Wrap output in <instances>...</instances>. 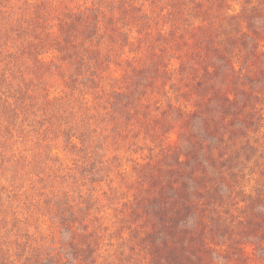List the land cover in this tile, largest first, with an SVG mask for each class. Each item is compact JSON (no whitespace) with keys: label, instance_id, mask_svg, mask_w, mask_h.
Wrapping results in <instances>:
<instances>
[{"label":"rangeland","instance_id":"374dc122","mask_svg":"<svg viewBox=\"0 0 264 264\" xmlns=\"http://www.w3.org/2000/svg\"><path fill=\"white\" fill-rule=\"evenodd\" d=\"M224 1L230 14L262 2ZM109 2L0 0V264L86 261L94 241L72 239V231L97 237L93 264H151L155 256L145 241H128L145 232L141 222L135 229L123 225L121 214L132 212L130 204L143 195L142 164L175 163L165 152H178L173 146L180 139L182 111L193 104V81L181 77L180 52L155 41L157 29L170 33L163 21L150 22L151 35L145 28L124 29L129 37L115 46L104 38L86 40L91 56L105 61L96 70L58 68L65 57L59 42L70 36L86 47L75 16L101 5L111 14ZM11 16L20 20H6ZM260 46L264 50V38ZM17 56L18 68L10 64ZM132 67L148 68L143 79L130 75ZM95 71L98 76H90ZM114 90L125 97L109 95ZM260 130L252 137L264 146V117ZM261 153L264 147L254 157ZM252 160L247 165L257 171ZM256 179L248 175L245 192ZM216 197L198 209L208 229L201 241L211 249L209 264H236L234 247L250 257L243 264H264V249L244 237L245 203ZM225 253L229 263L220 257Z\"/></svg>","mask_w":264,"mask_h":264},{"label":"trees","instance_id":"16d2710c","mask_svg":"<svg viewBox=\"0 0 264 264\" xmlns=\"http://www.w3.org/2000/svg\"><path fill=\"white\" fill-rule=\"evenodd\" d=\"M109 1L113 4L109 7L111 14L101 5L87 9L94 15L80 12L75 16V25H83L79 33L86 47L69 41L70 36L59 42L65 57L61 56L58 68L77 71L80 66L95 65V69L106 65L105 61L91 56L86 40L104 38L115 46L129 37L124 29L145 28L146 34L151 35L150 22L158 25L163 21L170 26V33L157 29L155 41L170 44V50L180 52L181 77L193 81L188 99L193 104L182 111L180 139L173 146L178 152H165V157L175 158V163H166L162 168L142 164L143 195L130 204L134 208L132 212L121 214L123 225L135 229L141 222V232H145L128 241L136 244L137 240L145 241L146 246L156 250L151 264H209L211 249L201 241L208 229L199 219L198 209L204 211L216 197L212 195H217L216 198L232 196L236 200L233 205L239 201L245 203L244 237L255 240L257 247L264 249V153L254 157L258 151L263 152L264 146L252 137L263 134L260 129L264 117V50L260 42L264 38V1L244 6L241 12L232 14L228 13V7L224 9V0ZM10 19L20 20L17 16L6 20ZM19 62L17 56L10 64L18 68ZM146 69L132 67L130 75L141 80ZM91 75L96 77L98 73ZM87 81L92 78L87 77ZM137 86L131 96L138 91ZM109 95L125 97L118 90ZM117 110L121 113L122 106ZM250 160L257 171L247 165ZM249 174L257 175L258 179L248 193L243 182ZM72 232V239L81 236L91 244L94 241L95 249L92 245L86 261L75 260L69 264H93L97 237L92 232L86 236ZM195 241L199 244L190 247ZM234 249L231 252L234 263L246 262L249 257L246 250ZM228 254H219L226 258V263L232 261L227 258Z\"/></svg>","mask_w":264,"mask_h":264}]
</instances>
